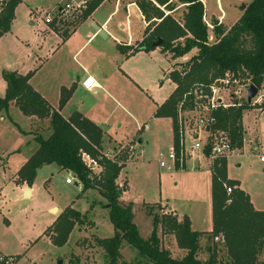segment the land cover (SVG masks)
I'll use <instances>...</instances> for the list:
<instances>
[{
  "label": "trees",
  "instance_id": "trees-1",
  "mask_svg": "<svg viewBox=\"0 0 264 264\" xmlns=\"http://www.w3.org/2000/svg\"><path fill=\"white\" fill-rule=\"evenodd\" d=\"M105 1L90 0L83 20L75 29ZM173 1L186 6L183 24L161 10L162 7L168 10ZM20 2L0 0V37L10 32L15 9ZM134 4L146 22L153 19L157 22L144 31L141 42L130 50V55L154 51L152 45L158 40L162 42L159 48L161 52L170 55L172 60L196 51L186 63L176 64L166 75L175 89L157 107L154 115L157 119L171 120L172 148L178 154L180 123L183 121L181 114L194 111L199 92L210 97L211 87L224 80L225 75H231L240 84H253L257 89L264 90V0H250L241 17L229 29L215 20L211 21L215 36L213 43L208 41V27L203 21L204 5L200 0H134ZM53 26L56 24L50 25ZM54 30L58 33L56 28ZM61 38L65 41L68 36L61 35ZM33 75L34 72L26 75L5 70L1 72L6 89L0 99V112L14 104L23 116L49 119L51 131L47 137L39 133L34 135L36 152L21 166L16 176L21 183L32 188L38 171L42 167L55 165L60 171L73 174L82 185L81 192L97 189L107 203L108 219L114 230L112 237L107 239L95 235L91 237L103 264H222L215 244L218 241H221L226 254L225 264H262L264 210H255L248 196L239 189V182L227 178L226 157H217L211 163V232H194L187 217L179 221L174 215L164 213L160 216L151 215L153 230L147 239H142L133 221V204L121 202L125 191L117 185V179L125 168L126 157L113 160L102 157L103 132L100 128L76 112L66 120L58 111H53L45 99L32 89L30 79ZM70 95V91L61 90L59 111L65 107ZM260 108H264V105ZM254 109L258 107L248 105L243 98L232 97L227 109L216 108L208 113L214 122L211 131L225 133L232 149H242L245 135L243 113ZM210 148L207 144L206 154H209ZM81 153L94 159L102 157L98 162L103 170L99 179L90 181L89 172L80 160ZM225 186L232 189L230 195L226 194ZM79 198L80 195H77L76 200ZM88 216L81 215L71 204L59 214L43 236L57 248L64 246L76 225L94 227V222ZM158 225L161 235L173 236L177 249L184 251L182 259L173 258L170 251L161 246L156 234ZM204 240L209 245L205 249ZM125 247L135 251L133 261L127 262L121 255ZM201 252H204V258ZM71 264L74 263L71 261Z\"/></svg>",
  "mask_w": 264,
  "mask_h": 264
},
{
  "label": "rangeland",
  "instance_id": "rangeland-1",
  "mask_svg": "<svg viewBox=\"0 0 264 264\" xmlns=\"http://www.w3.org/2000/svg\"><path fill=\"white\" fill-rule=\"evenodd\" d=\"M26 1L31 3L36 2L37 6H41V11L38 14L35 13L34 17L45 25V16L53 15L54 8L53 10L51 8L59 0ZM111 1H120V4L124 6L126 3H131L134 0ZM248 1L250 0H243L239 4L246 5ZM206 2L211 9L217 7L216 0H206ZM223 2L225 9L230 10L228 4L232 3V0H224ZM169 6L168 10L164 7L162 8L176 22L178 21L180 24H183L182 16L186 11V6H181L175 1ZM240 6L235 5L232 9L234 8L235 12L239 14ZM86 9L84 7L82 12L71 22L56 23L57 25L53 27L56 28L60 36H70L75 27L83 20ZM105 10L106 8L100 10V13ZM124 15L121 13L111 23L112 29L115 32L114 35L121 41L125 40L126 30L122 31L119 25H116V22L121 20L124 23ZM209 16L204 17L203 21L208 26V37L213 36L212 40L214 41L215 36L210 32L213 28H209L208 25L214 19L212 20L211 16ZM23 17L24 10L18 8L14 19L15 27L22 24ZM130 22L133 27V33H135L140 26L138 25L137 15L133 13ZM152 25L145 30L152 28ZM33 30L39 31L40 28L38 26ZM87 30L88 28L79 27L76 34L69 40H66L60 47L64 50H72L82 46ZM35 34L42 37L39 40L40 45L44 49L50 50L59 43L56 38H50V36L47 38L40 34V32H36ZM138 44L136 43L135 47ZM135 47H124L121 44L119 50L123 53H128ZM85 48V50L83 49L84 51L82 50L83 53L78 60L80 62H92L97 69L101 70V73H95L94 78L100 80L104 76L107 82V89L112 94L111 96H117L116 98L119 103L116 106L109 96L103 94V92H98L95 98H101L100 105L102 107H95V103L91 101L85 107L86 112L108 128H112L116 122H120L121 128L119 131L126 136L133 134L136 129H139L143 125L147 126V130L142 128L143 133L140 134V138L144 139V144L138 148L139 153L133 161L127 155L128 151H126L125 146H117L108 152L115 155L116 159L120 157H126L127 159L124 162L125 168L122 170V177L117 179V185L126 192L122 200L134 204L133 221L134 223L136 222L139 236L142 239H147L152 232L154 226L151 215L160 216L168 213L165 208L163 209L160 206L164 202L169 203L168 207L172 205V202H175L177 203L176 207L181 210L185 207L188 208L185 205L189 204L188 200L190 199L196 204L191 206L193 207L191 211H196V214H204L207 209L206 203L208 204L210 201V176L208 168L209 165L212 167L210 151L209 154L205 153V148L209 142L208 135L204 133L200 134V143L205 144V148L202 154L199 152L202 159L200 158L199 160L198 167L200 166L201 170L197 171V174L191 172L196 162L195 157L187 163V170L184 169L181 172L168 171L158 166L160 158L170 165L167 156L173 150L172 130L168 125V121L156 122L153 118L154 108L157 104L164 101L172 90V84L165 80V77L162 75L169 66L168 59L156 51L154 53L143 52V54H136L132 57H122L116 50V44L109 38L103 40V38L98 37L91 45H87ZM195 54L196 51L190 52L186 55L185 60L183 58L172 60L169 57L170 55H168L170 67H176L178 63H186ZM57 62L61 65V68H57L60 72L69 67V65H66L68 64L67 62L62 60L61 62ZM127 73L136 75L141 81L139 87L133 83L127 84L124 82L123 78H126L125 75ZM215 94V97L223 98L225 104H229L232 97H244L241 86L237 84H232L231 87L225 90L221 88L217 89ZM88 95V93L83 91L77 96L86 101L90 97ZM206 112L202 110L201 112L192 111L181 114L184 120L185 147H190L192 143L191 135L198 132V129H196L197 118L205 115ZM47 120L49 119L40 121L41 123H45L44 121ZM242 127L248 134L244 135L242 149L233 150L232 154L226 155L227 178L231 181L239 182L241 189L250 199L254 209L262 211L264 210V163L260 162V157L264 155V112L258 109L245 112L242 119ZM25 148L24 140L17 133L13 124L8 119L5 123H0V163L2 164L1 161H5L3 166H0V168H4L0 170V188H2L0 195V263L6 264L8 261L11 264H58L59 261H62V264H71L72 261L74 264H103L99 250L93 244V238L91 237L95 235L98 238L107 239L112 237L114 233L113 225L108 219L107 203L100 197L97 189L81 192L82 185L78 184L76 179H72L71 185H66L65 179L68 178L67 173L65 171H56V168L51 166L39 170L31 186L33 188V195L29 205L23 207L20 192L16 189V186L22 183L18 178L13 180L12 176L20 170L22 158L27 151V149L25 151ZM16 149H20L21 152L12 153ZM141 151L142 153H140ZM189 151L191 152V147ZM108 153H105L102 149V154ZM47 180L49 181L48 184H46ZM77 195H80V198L76 200ZM71 204L81 215H89L88 217H91V221L94 222V227H90L87 224L76 225L68 238V243L59 248L53 246L45 238L37 241L44 230L52 224V217L56 220L59 214ZM50 208L59 211L52 213L49 212ZM156 234L159 237L161 246L164 249H168L173 258L178 260L183 258L184 252L181 253L175 249V239L173 236L161 235L159 225L156 227ZM215 244H217L220 261L222 264H225L226 254L224 253L223 245L221 241ZM203 246L204 249L206 246H209L208 242L204 240ZM201 253V257L204 258V252ZM121 255H123L124 260L127 262L133 261L136 256L135 251L127 247L122 250ZM260 261L264 264V252L260 256Z\"/></svg>",
  "mask_w": 264,
  "mask_h": 264
},
{
  "label": "crops",
  "instance_id": "crops-1",
  "mask_svg": "<svg viewBox=\"0 0 264 264\" xmlns=\"http://www.w3.org/2000/svg\"><path fill=\"white\" fill-rule=\"evenodd\" d=\"M61 1L62 0H59L55 4H53V7L51 8V10H53V8H55L56 6H59L58 4ZM223 1L224 0H216L217 7L211 9L208 7L206 0H200L202 5H204V17L206 18L207 15H210L212 20L213 19L216 20L217 23L223 25L224 27L226 26L227 29H229L231 26H233L237 22V20L241 17V14H242L240 10L238 11L239 14L236 13L235 9L234 8L232 9V7H235V5H242L239 3H241V1L243 0H232V3L228 4L230 10L225 9V5H223L224 4ZM18 8H22V10H24V17L22 19V24H20L18 27H15L14 25L15 16H14V19L10 27L11 28L10 32L0 37V99H2V97L4 96L5 89H6V83L1 78V72L3 70L9 71V72H15L18 75L19 74L26 75L30 72H34V75L30 79V85L36 93H38L42 98L45 99V101L48 103V105L53 111L55 110L58 111L59 114L62 115V117L66 120H68L72 116V114L76 112L82 115L84 118H86L90 122L92 121L96 126L100 128L101 132H103L101 149H103L105 153L106 152L108 153L111 149H114L117 146H125V147H127L128 145L134 146V149L138 150V152L133 156V159L130 158V160L133 161L136 155L139 153L138 148H140L144 144V139L140 138L141 137L140 134L143 133L142 128L144 130H147V126L143 125L139 129H136L133 134L126 136L122 134L121 131H119V129L121 128L120 122H116V124L112 128L111 127L108 128L106 127V125L104 124L102 125L100 121L97 120L95 117H93L92 115L90 116L86 112V108H85L89 102L91 101L94 102L95 107H98V108L102 107L100 105L101 98H98V99L95 98L98 92H103V94L109 96L111 100L116 104V106L119 105V103L116 98L117 96L116 95L111 96L112 94H110L109 89H107L106 78H104V76L102 77V79L100 78V80L94 78L95 73L96 72L101 73V70L97 69L92 62L90 63L87 61L80 62L78 59L83 53V51L86 49L85 47L87 45H91L99 37L98 34L94 32V30L90 26L91 22H93L96 26H98L100 30L105 34L106 38L103 40H107L109 38L113 43L116 44V50L118 53L122 55V57H125V56L127 57L128 55H129L128 57H132L136 54H143V51L141 53L130 55L131 53L130 51L128 53L121 52L119 50V46L123 44L124 47H129V48L135 47L136 43L141 42L145 29L151 26L152 23L157 22V21L153 19L150 22H146L140 10L134 4V1H132L131 3H126L124 6H122L120 4V1L112 2L111 0H106L103 4H101L98 7V9L94 13H92L91 16H89V19L86 22H84L83 24L81 23V25H79V27L88 28L84 36L85 39H84L83 45L77 48H74L72 50L70 49L64 50L60 46H62L66 40H69L71 37H73L74 34H76V32L78 31L79 27L75 29L65 41H62L61 36L59 35V33L55 32L54 27L45 26L42 24L41 21H38L37 18L34 17L35 13L38 14L41 11L40 5L37 6L36 2L31 3L26 0H21L20 4H18L15 9V13L17 12ZM104 8H106V10L100 13V10ZM161 10L165 13V15L169 14L163 8H161ZM121 13L125 14L124 23L121 20H118L116 22V25H119L122 31L126 30V37L124 41H121L114 35L115 32L113 31L112 25H111V23H113V20L117 18L119 15H121ZM133 13L137 15L138 21H139L138 25H140L138 30L135 33H133V27L130 22V19ZM210 23H208L209 27L213 28L212 24ZM38 26L40 28L39 31L33 30V29H36V27ZM30 29L33 31H31ZM34 32L35 33L40 32V34H42L43 36H46L47 38L48 36H50V38L51 37L56 38V40L59 43L57 44V46L52 47L50 50L44 49L42 45H40L41 43H40L39 38L41 36L36 35ZM210 32H212L211 34H213V30H211ZM212 37L213 36L210 37L211 40H212ZM155 51L168 59L169 66L163 72L162 75L163 77H165V80H167L168 82L172 84V90L168 94L170 96V94L175 89L174 84L166 77V75L172 68L170 67L171 66L170 59L169 57H167L168 55L163 54L159 48L149 53H154ZM185 57H183L184 60H185ZM61 60L64 62H67L68 64L66 65H69V67H67L66 69L60 72V70H58L57 68H61L60 67L61 65L57 61L61 62ZM125 76L126 78H123L124 82H126L127 84L133 83L137 87L140 86L141 81L136 77V75H131L130 73H127V75ZM86 77H92L93 79H95V81L97 82L98 88H94L90 90L89 92L85 91L82 88L81 83ZM62 89L70 91L71 95L65 107H63V109L59 111L58 107H59V101L61 98L60 93ZM83 91L90 95V97L86 99V101H84L83 98L77 96L78 94H81V92ZM164 101H162L160 104H157V106L154 108L153 118L156 120V122L168 121L169 123L168 125L170 126V129L172 130V123L170 119H167V118L157 119L154 117L157 107L160 106ZM73 107L75 108V111L73 113H70V110L73 109ZM10 115H12L13 117ZM7 119L13 124V127L15 128L17 133L20 134L24 140V146L26 147L25 151L26 149L27 151L24 154V157L22 158V165H23L29 159V157L36 152L35 151L36 145L33 142L34 135L39 133L42 136L47 137L51 134L50 133L51 131L49 128V120L44 121L45 123H41V121L39 119L37 120V118L23 116L15 108L14 104H11L7 110H2L0 112V123L1 124L5 123ZM25 129L26 130L28 129V131H26ZM43 129H44V133H43ZM246 134H248V132L245 130V135ZM172 137H173V130H172ZM187 147H188L187 150L189 152V155L187 156V159L185 161V164H184L185 166L181 170H175V171L181 172L184 169L187 170V163H189L190 159L195 157L196 166L194 165L192 167L191 172H195L194 174H197V171L201 170L200 166L198 167L199 160L200 158L202 159L201 154L197 151L190 152L189 151L190 147L189 146ZM19 152H21L20 149H16L12 151V153H19ZM140 153H142V151ZM1 162L2 164L0 163V166L1 165L3 166L5 161H1ZM51 166L55 167L56 171L61 172L60 168L56 167L55 165L45 166V167H42L40 170L46 167H51ZM1 169H4V168L1 167L0 170ZM208 169H209V176H210L209 182H210V179H211V166L210 165ZM17 173L12 176L13 180L17 178L16 176ZM121 173L118 179L122 177ZM48 182L49 181L47 180L46 184H48ZM125 182L127 184L126 180ZM4 183L3 185H5ZM209 188H210V193H209L210 201L208 202V204L206 203L207 209L205 210L204 214H201V213L196 214V211H191V209L193 208L191 206H194L196 204L190 199L188 200L189 204L185 205L188 208L185 207V208H182L181 210L178 207H176L177 203L175 202H172V205H170L169 207H168V204H169L168 202L166 203L164 202L163 205H161L160 203L159 204L163 209L165 208V210L168 213L174 215L179 221H182L183 217H187L190 221V228L192 231L197 232V233H200V232L208 233V232H211L212 230L211 182L209 183ZM1 189L2 188H0V195H1ZM16 189L20 192L21 200H23L24 191L30 190V196L26 200L25 206L29 205L30 199L33 195V188H29L24 183H22V184L17 185ZM239 189H241L240 186H239ZM125 194L126 192L122 193V196L120 199L121 202H124L122 198L124 197ZM124 203L128 204L132 202H128V203L124 202ZM25 206L23 205V207ZM52 209L53 208H50L49 212H51ZM134 209L135 207L133 204V213H134ZM55 222H56L55 218L52 217V221H51L52 224L50 226H52ZM43 233L37 239V241L40 240L41 238L48 239L46 236H43ZM48 240L50 241V239ZM174 244H175V249L178 250L175 241H174ZM178 251L181 253L184 252L180 250Z\"/></svg>",
  "mask_w": 264,
  "mask_h": 264
},
{
  "label": "built area",
  "instance_id": "built-area-1",
  "mask_svg": "<svg viewBox=\"0 0 264 264\" xmlns=\"http://www.w3.org/2000/svg\"><path fill=\"white\" fill-rule=\"evenodd\" d=\"M90 0H64L59 6H56L53 10V15H47L44 18V24L46 26H50L53 23L56 24H63L71 22L76 18V16L82 12L83 8H86V5L88 4ZM57 25V24H56ZM208 27V26H207ZM210 28V27H209ZM208 41H212L210 37H208ZM225 79L221 80L218 85L211 87V96H205L202 94V92H199L195 99L196 101V107L194 108L193 112H201L202 110L207 111L205 115L197 118L196 121V129H198V132H195L191 135L192 143L190 144L191 151L192 152H200L202 154V151L205 148V144L200 143L201 139V133H204L208 135L209 137V146L210 148V158L212 162L217 157H226V155H230L233 153L232 146L229 144V140L225 133L223 132H214L211 131V127L213 126L214 122L213 120L208 116V113L215 110L216 108H221L223 110L227 109L230 106L229 104L224 103V99L220 97H215V93L217 89H228L232 86V84H237L241 86L242 91L244 93L243 98L246 101V88L250 84H240L239 81L232 79L231 75H225ZM82 88L85 91H90L94 88H98L97 82L92 77H86L82 83ZM258 95L251 101L250 105L258 107V110H262L264 112V108H260L264 105V90L258 89ZM261 95V96H260ZM240 99V97H239ZM186 113V112H185ZM182 116V115H181ZM183 117V116H182ZM184 121V120H183ZM183 121L180 123V126L182 127L180 130V141H179V148L180 151L177 154L174 149L168 154L167 159L170 161V165H168L164 160L162 161L160 158V161H158V166H160L161 169H166L168 171H175V170H181L184 167L185 161L187 159V156L189 155V152L187 150V147H185L186 139L184 136V130H183ZM126 151H128L129 157L133 159V156L138 152V150L134 149V146L128 145L125 147ZM102 157L113 160L115 159V155H112V153L103 154ZM102 157H99L97 159L91 158L86 153H81L80 160L84 168L89 172V179L90 181L94 179H99L100 175L102 174V168L99 166V161L102 159ZM114 157V158H113ZM260 162L264 163V155L260 157ZM68 178L65 179L66 185L72 184V179L74 180V176L71 173H67ZM77 181V180H76ZM226 194L230 195L232 192V189L225 186ZM229 203V201H228ZM216 241H218L216 239ZM6 264H11L10 262H6Z\"/></svg>",
  "mask_w": 264,
  "mask_h": 264
},
{
  "label": "water",
  "instance_id": "water-1",
  "mask_svg": "<svg viewBox=\"0 0 264 264\" xmlns=\"http://www.w3.org/2000/svg\"><path fill=\"white\" fill-rule=\"evenodd\" d=\"M5 1H10V0H5ZM245 9V5L242 4L239 8V10L241 12H243ZM90 26L92 27V29L94 30V32H96L98 34L99 37L105 39L106 36L105 34L100 30V28L98 26H96L93 22L90 23ZM162 44L161 40H158L157 43L153 44V48L154 49H158L160 48V45ZM246 103L248 105L251 104V101L258 95V89L253 85V84H250L247 88H246ZM75 111V108L73 107V109L70 110V113H73ZM30 196V190H25L24 191V194H23V205L25 206L26 205V200L29 198ZM52 213H56L57 210L56 209H53L51 211ZM58 264H62V261H59Z\"/></svg>",
  "mask_w": 264,
  "mask_h": 264
}]
</instances>
